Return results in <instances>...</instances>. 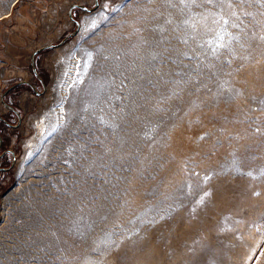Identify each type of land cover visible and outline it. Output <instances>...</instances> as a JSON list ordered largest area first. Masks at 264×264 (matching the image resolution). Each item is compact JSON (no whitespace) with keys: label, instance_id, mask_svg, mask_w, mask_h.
<instances>
[{"label":"rangeland","instance_id":"374dc122","mask_svg":"<svg viewBox=\"0 0 264 264\" xmlns=\"http://www.w3.org/2000/svg\"><path fill=\"white\" fill-rule=\"evenodd\" d=\"M73 4L0 0V264H264V0Z\"/></svg>","mask_w":264,"mask_h":264},{"label":"water","instance_id":"95a60500","mask_svg":"<svg viewBox=\"0 0 264 264\" xmlns=\"http://www.w3.org/2000/svg\"><path fill=\"white\" fill-rule=\"evenodd\" d=\"M98 3H99V0H94V5L92 7H87V6H83V5H80V4H73L70 8H69V15L71 16V11H72V7L76 6V7H81L83 9H86L88 11H92L94 9L97 8L98 6ZM72 18V17H71ZM72 20L75 22L76 24V28L72 31V32H69L66 37L62 38L58 43H55V44H50V45H47V46H44V47H40L39 49L35 50L33 53H32V56H31V60L34 61V56L35 54L41 50L42 48H46V47H51V46H56V45H61L67 38H69L71 35L75 34L77 31H78V28H79V22L77 19L75 18H72ZM20 83H28L30 84V82L28 80H21V81H18L17 83L13 84L12 86L14 85H18ZM11 86V87H12ZM7 169V167H0V171L1 170H5Z\"/></svg>","mask_w":264,"mask_h":264},{"label":"snow or ice","instance_id":"6c2138e0","mask_svg":"<svg viewBox=\"0 0 264 264\" xmlns=\"http://www.w3.org/2000/svg\"><path fill=\"white\" fill-rule=\"evenodd\" d=\"M209 2H211V0H209ZM105 7H108V5L106 4ZM101 19H104V17H101ZM92 27L93 28L96 27V22H93ZM262 39H264V37H262ZM208 43L211 44L213 42L209 41ZM222 47H224L223 44L217 43L216 47L213 50L216 51ZM86 55H87V60H84L82 63H77L76 65H74L77 75L79 74L80 71H82V70L87 71L88 68L90 67L89 61L92 59V53L89 52V53H86ZM68 74H69V72H65V75H68ZM204 179L207 180V179H209V177L205 176ZM205 195H207V193H205Z\"/></svg>","mask_w":264,"mask_h":264},{"label":"flooded vegetation","instance_id":"af4514ba","mask_svg":"<svg viewBox=\"0 0 264 264\" xmlns=\"http://www.w3.org/2000/svg\"><path fill=\"white\" fill-rule=\"evenodd\" d=\"M13 114H14V112H13ZM15 114H17V116L20 117V115H19L18 113H15ZM0 121H5V123L8 124L9 126H10V125H11V126H16L15 123H13V122H11V121H9V120H6L5 117L2 116V115H0ZM0 136H1V135H0ZM6 154H8V151H6V150L4 151V150H3V152H2L1 155H0V159H1L3 156H6Z\"/></svg>","mask_w":264,"mask_h":264},{"label":"bare ground","instance_id":"6f19581e","mask_svg":"<svg viewBox=\"0 0 264 264\" xmlns=\"http://www.w3.org/2000/svg\"><path fill=\"white\" fill-rule=\"evenodd\" d=\"M67 89H68V88H67ZM62 100H63V99H62ZM57 111H58V110H57ZM59 112H60V111H59ZM62 114H63V113H62ZM62 114H61V115H62ZM58 115H60V114L58 113ZM62 117H63V116H62ZM58 118H59V116H58Z\"/></svg>","mask_w":264,"mask_h":264}]
</instances>
